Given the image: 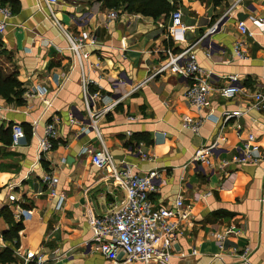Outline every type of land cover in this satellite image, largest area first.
I'll list each match as a JSON object with an SVG mask.
<instances>
[{
	"label": "crops",
	"instance_id": "1",
	"mask_svg": "<svg viewBox=\"0 0 264 264\" xmlns=\"http://www.w3.org/2000/svg\"><path fill=\"white\" fill-rule=\"evenodd\" d=\"M1 2L12 15L0 33V75L14 76L25 92L21 106L0 98V131L10 126V138L11 126L19 124L29 136L18 147L11 138L9 145L0 143V212L9 210L22 225L17 238L6 239L9 225L0 214V264H112L92 241V220L115 209L125 195L107 167L91 162L100 141L84 107L82 80L90 93L106 96L95 100L97 110L124 96L96 124L113 163L138 176L158 173L157 192L150 197L155 206L172 208L178 196L191 203L190 224L175 241L171 264H237L232 251L244 248L252 264H264V162L230 164L224 171L191 163L198 148L213 142L218 144L213 163L230 161L248 133L264 152V109L225 124L220 119L224 110L247 105L252 93H264V0H224L217 7L175 0L182 40L169 33L170 15L120 13L108 21L110 10L99 0H58L52 10L63 30L52 24L43 0ZM238 22L246 33L236 29ZM213 26L215 32L208 34ZM66 35H87V60H76ZM236 42L244 59L232 53ZM187 44H194L198 66L211 73L202 110L185 100L188 79L170 71L125 96ZM232 75L240 90L224 99L219 90ZM184 117L203 119L197 134L183 126ZM48 123L56 137L44 153L38 141ZM47 173L55 178V196L41 180ZM19 210L25 212L17 217ZM229 226L238 234L228 236L220 249L216 235Z\"/></svg>",
	"mask_w": 264,
	"mask_h": 264
},
{
	"label": "built area",
	"instance_id": "2",
	"mask_svg": "<svg viewBox=\"0 0 264 264\" xmlns=\"http://www.w3.org/2000/svg\"><path fill=\"white\" fill-rule=\"evenodd\" d=\"M0 0V33L6 28V20L11 17L10 8L4 6ZM48 10V15L52 24L63 30L60 22L55 18L52 7L57 4L58 0H43ZM120 14L119 10H110L106 15V20L113 21ZM182 13L176 8L170 14L171 26L169 33L177 38L183 39L184 29L181 24ZM236 29L241 33H246V26L243 22H238ZM216 26L208 30V34H213ZM64 32V31H63ZM68 39V49L80 63L81 60H87L89 52L84 50V40L87 35L81 38L73 39L66 35ZM90 44L94 43V38L89 36ZM194 44H187L179 53L169 54L168 59L159 68L147 77L143 82L136 85L125 96H129L139 87L146 84L165 71H170L174 75H181L188 79L189 83L185 88L184 97L187 103L197 109L202 110L207 103L211 91L209 80L211 73L202 70L193 54ZM232 53L238 59H244L245 54L241 47V42H236L233 46ZM238 79L235 75L229 77L228 84L219 90V94L224 99H232L239 92ZM45 90L40 93H44ZM82 97L85 110L90 118V124L96 131V136L100 141V147L94 149L91 155V162L99 169L107 167L110 172V178L124 191V199L119 205L108 213L95 217L92 220L93 236L92 241L96 244L99 253L112 264H122L127 262H138L140 264H171L172 249L178 236L188 227L191 218V203L184 202L181 196H178L172 208L155 206L150 197L157 192L156 179L158 173L150 171L145 176H138L128 167L120 168L119 164L113 163V157L104 145L100 134L96 129L97 121L100 117L110 112L124 96L112 99L101 109L94 107L97 99L102 101L106 96L100 97L99 93H90L88 83L82 80ZM251 101L243 108L234 110H224L221 113L222 124L228 123L251 110L264 109V93L254 92L250 95ZM132 120V118H128ZM183 126L193 133L197 134L203 119L192 120L189 117L183 118ZM56 137V129L53 123H48L44 129V136L38 141V149L41 152H48L52 149V142ZM25 139L23 128L19 124L11 126V145L18 147ZM223 140V138H221ZM218 147L217 142L198 148L191 158L194 166L206 165L209 168L214 166L218 170H227L230 164H258L264 162V152L259 151L256 138L252 133H248L243 142V146L238 148V152L230 161L221 160L220 163H213L211 159L214 151ZM42 182L49 190L50 196H55V178L50 173L44 174ZM25 210H19L16 214L20 217ZM238 230L233 226L224 229L223 232L216 235L217 243L220 249L228 236H235ZM195 251L193 250V253ZM232 254L238 256L237 264H252L248 259V250L244 248L241 253L234 249ZM219 257V256H218ZM41 258L38 256L36 262L40 263ZM27 260L33 261L31 257Z\"/></svg>",
	"mask_w": 264,
	"mask_h": 264
},
{
	"label": "trees",
	"instance_id": "3",
	"mask_svg": "<svg viewBox=\"0 0 264 264\" xmlns=\"http://www.w3.org/2000/svg\"><path fill=\"white\" fill-rule=\"evenodd\" d=\"M88 1V0H83ZM101 7L107 10H119L120 13H139L144 16H150L153 19L159 17L168 18V16L178 8L175 0L169 3L167 0H99ZM207 4L217 7L222 4L224 0H202ZM12 10L15 12L16 8L13 4ZM25 90L21 84L15 79L14 76H10L7 79H2L0 75V98L4 99L9 104L15 106H21L23 104L22 96ZM8 129L0 131V143L4 145L10 144V138ZM24 131L25 139L28 138L29 133ZM5 222L9 225V229L4 233L6 239L17 238V233L22 229L20 222H14L11 213L7 209H2L0 212Z\"/></svg>",
	"mask_w": 264,
	"mask_h": 264
}]
</instances>
